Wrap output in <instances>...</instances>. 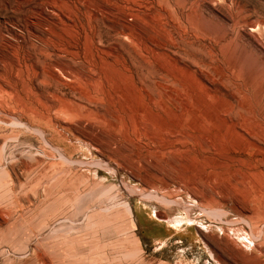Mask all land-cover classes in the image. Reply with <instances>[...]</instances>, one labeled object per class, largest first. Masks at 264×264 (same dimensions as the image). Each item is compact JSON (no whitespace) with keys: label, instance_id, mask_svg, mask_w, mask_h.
I'll return each mask as SVG.
<instances>
[{"label":"rangeland","instance_id":"rangeland-1","mask_svg":"<svg viewBox=\"0 0 264 264\" xmlns=\"http://www.w3.org/2000/svg\"><path fill=\"white\" fill-rule=\"evenodd\" d=\"M0 264H264V0H0Z\"/></svg>","mask_w":264,"mask_h":264},{"label":"bare ground","instance_id":"bare-ground-1","mask_svg":"<svg viewBox=\"0 0 264 264\" xmlns=\"http://www.w3.org/2000/svg\"><path fill=\"white\" fill-rule=\"evenodd\" d=\"M50 106H51V104H50ZM36 112V111H35ZM38 113V112H37ZM40 113V112H39ZM67 222V221H66Z\"/></svg>","mask_w":264,"mask_h":264}]
</instances>
